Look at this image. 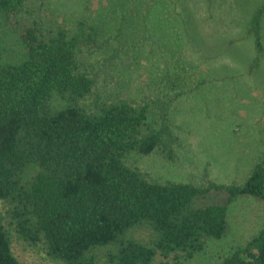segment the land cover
Returning <instances> with one entry per match:
<instances>
[{
    "label": "trees",
    "instance_id": "1",
    "mask_svg": "<svg viewBox=\"0 0 264 264\" xmlns=\"http://www.w3.org/2000/svg\"><path fill=\"white\" fill-rule=\"evenodd\" d=\"M28 1L0 0V202L21 238L64 264H181L227 236L239 198L264 202V158L244 185L162 183L129 167L132 155L174 161L171 129L155 128L148 104L87 105L96 82L80 56L100 47V28L46 29L21 18ZM263 22L264 1L249 27L259 55ZM11 234L0 218V264H23ZM220 264H264V230Z\"/></svg>",
    "mask_w": 264,
    "mask_h": 264
},
{
    "label": "rangeland",
    "instance_id": "2",
    "mask_svg": "<svg viewBox=\"0 0 264 264\" xmlns=\"http://www.w3.org/2000/svg\"><path fill=\"white\" fill-rule=\"evenodd\" d=\"M263 1L29 0L21 18L46 29H75L80 21L100 28V47L80 56L82 70L96 82L86 104L98 98L148 104L155 128L166 125L176 138L174 161L132 155L129 167L162 183L244 185L264 158V22L260 55L249 33ZM0 218L19 262L64 264L43 243L14 232L1 202ZM229 224L225 238L208 241L181 264H220L244 247L264 230V202L239 198L230 206Z\"/></svg>",
    "mask_w": 264,
    "mask_h": 264
}]
</instances>
